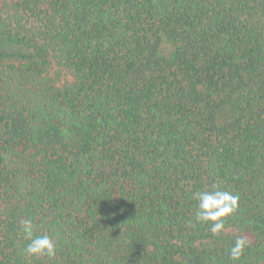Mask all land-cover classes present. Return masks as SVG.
Listing matches in <instances>:
<instances>
[{"label": "trees", "instance_id": "obj_1", "mask_svg": "<svg viewBox=\"0 0 264 264\" xmlns=\"http://www.w3.org/2000/svg\"><path fill=\"white\" fill-rule=\"evenodd\" d=\"M214 184L219 236L189 226ZM241 235L264 264V0H0V264H234Z\"/></svg>", "mask_w": 264, "mask_h": 264}, {"label": "clouds", "instance_id": "obj_2", "mask_svg": "<svg viewBox=\"0 0 264 264\" xmlns=\"http://www.w3.org/2000/svg\"><path fill=\"white\" fill-rule=\"evenodd\" d=\"M193 199L196 201L195 223L189 221V226L195 227L196 224L210 223V231L214 236H219L226 230V221L234 217L239 209V194L221 189L215 184L212 186V190L196 192ZM35 227L31 219L24 220L21 223V231L29 240L24 251L31 256L55 258L57 245L54 243L52 236L47 233L36 235ZM248 243V237L245 235L238 236L235 239L234 245L229 250L230 259L234 264H237L244 256Z\"/></svg>", "mask_w": 264, "mask_h": 264}, {"label": "rangeland", "instance_id": "obj_3", "mask_svg": "<svg viewBox=\"0 0 264 264\" xmlns=\"http://www.w3.org/2000/svg\"><path fill=\"white\" fill-rule=\"evenodd\" d=\"M248 236H249V238L253 239V237L251 235H248Z\"/></svg>", "mask_w": 264, "mask_h": 264}]
</instances>
